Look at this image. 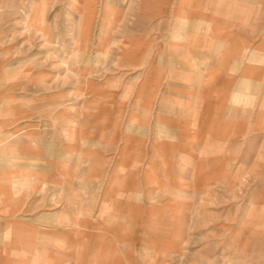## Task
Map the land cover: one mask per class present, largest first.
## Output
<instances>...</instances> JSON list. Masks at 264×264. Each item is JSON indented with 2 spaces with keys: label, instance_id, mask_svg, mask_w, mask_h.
Listing matches in <instances>:
<instances>
[{
  "label": "rangeland",
  "instance_id": "374dc122",
  "mask_svg": "<svg viewBox=\"0 0 264 264\" xmlns=\"http://www.w3.org/2000/svg\"><path fill=\"white\" fill-rule=\"evenodd\" d=\"M170 7L0 0V202L57 221L17 245L89 254L78 264H264L262 120L202 131L190 152L154 131L151 27Z\"/></svg>",
  "mask_w": 264,
  "mask_h": 264
},
{
  "label": "crops",
  "instance_id": "0c3cea01",
  "mask_svg": "<svg viewBox=\"0 0 264 264\" xmlns=\"http://www.w3.org/2000/svg\"><path fill=\"white\" fill-rule=\"evenodd\" d=\"M167 2L171 3L167 15L158 16L151 27L156 38L152 72L164 75L162 80L155 79L162 81L161 90L150 95L156 136L172 133L179 146L190 152L187 142L199 140L202 131L207 132V138L211 134L222 137L224 132L232 135L240 120L255 118V114L264 124V0ZM248 125L254 130L255 120ZM155 139L159 138H153L152 153L160 146ZM189 152L182 157L185 162L202 159L191 158ZM162 156L152 155L150 161ZM198 193L203 194V188ZM15 210L0 202V264H78L71 260L90 257L62 248L49 252L25 243L17 245L16 232L18 238L45 236V228L57 221L15 219Z\"/></svg>",
  "mask_w": 264,
  "mask_h": 264
}]
</instances>
